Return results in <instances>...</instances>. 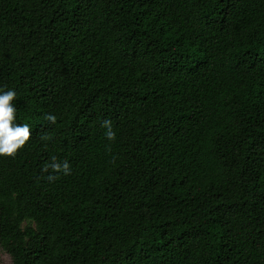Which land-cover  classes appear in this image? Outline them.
I'll return each instance as SVG.
<instances>
[{"label":"trees","instance_id":"trees-1","mask_svg":"<svg viewBox=\"0 0 264 264\" xmlns=\"http://www.w3.org/2000/svg\"><path fill=\"white\" fill-rule=\"evenodd\" d=\"M9 89L10 264H264V0H0Z\"/></svg>","mask_w":264,"mask_h":264},{"label":"clouds","instance_id":"clouds-1","mask_svg":"<svg viewBox=\"0 0 264 264\" xmlns=\"http://www.w3.org/2000/svg\"><path fill=\"white\" fill-rule=\"evenodd\" d=\"M15 96L16 92L12 89L0 91V155H14L30 137L27 124L14 123L15 107L11 102ZM48 119L54 121L55 117L50 115ZM103 125L107 128V138L114 139L115 133L112 131L111 121L106 119ZM52 167L61 169L65 174L70 171L68 161H64L62 165L54 163Z\"/></svg>","mask_w":264,"mask_h":264},{"label":"rangeland","instance_id":"rangeland-1","mask_svg":"<svg viewBox=\"0 0 264 264\" xmlns=\"http://www.w3.org/2000/svg\"><path fill=\"white\" fill-rule=\"evenodd\" d=\"M11 263V257L10 255L0 249V264H10Z\"/></svg>","mask_w":264,"mask_h":264}]
</instances>
